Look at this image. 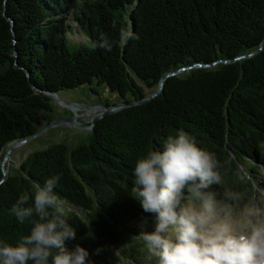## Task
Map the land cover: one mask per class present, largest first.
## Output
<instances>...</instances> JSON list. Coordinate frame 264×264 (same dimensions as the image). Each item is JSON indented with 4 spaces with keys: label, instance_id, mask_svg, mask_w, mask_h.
<instances>
[{
    "label": "trees",
    "instance_id": "16d2710c",
    "mask_svg": "<svg viewBox=\"0 0 264 264\" xmlns=\"http://www.w3.org/2000/svg\"><path fill=\"white\" fill-rule=\"evenodd\" d=\"M68 21L82 42L69 40ZM129 33L135 38L121 43ZM263 39L264 0H0V239L14 244L27 234L29 222L9 210L33 182L56 174L55 191L72 207L66 213L76 238L68 247L88 248L92 264H149L138 234L152 231L154 215L130 196L132 172L138 158L178 129L215 154L218 194L230 189L243 193V202H258ZM181 68L161 93L102 116L86 143L34 151L3 179L6 147L42 127L51 93L96 82L120 103L141 101Z\"/></svg>",
    "mask_w": 264,
    "mask_h": 264
},
{
    "label": "clouds",
    "instance_id": "9594fccd",
    "mask_svg": "<svg viewBox=\"0 0 264 264\" xmlns=\"http://www.w3.org/2000/svg\"><path fill=\"white\" fill-rule=\"evenodd\" d=\"M129 38L135 37L124 34L120 42ZM219 168L215 154L182 129L136 160L130 196L155 221L152 231L138 234L149 264H264V207L243 202L239 191L218 194ZM59 181L54 174L18 196L9 211L31 227L14 244L0 239V264H92L88 248L66 243L76 233L55 191Z\"/></svg>",
    "mask_w": 264,
    "mask_h": 264
},
{
    "label": "rangeland",
    "instance_id": "374dc122",
    "mask_svg": "<svg viewBox=\"0 0 264 264\" xmlns=\"http://www.w3.org/2000/svg\"><path fill=\"white\" fill-rule=\"evenodd\" d=\"M68 25L74 28V33L69 35V40L73 44L82 42L84 38L78 33L75 25L71 21H68ZM70 49H73L72 46ZM147 91L149 92V90ZM56 95L57 98H51V111L41 113L42 127L40 129L51 122L72 117L74 123H57L42 130L22 144L14 146L4 163L6 174L9 169L16 168L15 163H20L30 153L42 150L54 143L64 142L70 146L86 143L92 128L91 119L100 115L105 107L120 103V98L115 93H112L105 85H98L96 82L63 90ZM258 203L264 207V193L263 198L259 199ZM66 209L72 210V207L67 205Z\"/></svg>",
    "mask_w": 264,
    "mask_h": 264
},
{
    "label": "water",
    "instance_id": "95a60500",
    "mask_svg": "<svg viewBox=\"0 0 264 264\" xmlns=\"http://www.w3.org/2000/svg\"><path fill=\"white\" fill-rule=\"evenodd\" d=\"M263 46H264V39L262 40V42L260 44V47L258 48L257 51H259L260 49H262ZM257 51H253V52H251V53H249L247 55L238 56L235 59H241L243 57L251 56L252 54L256 53ZM235 59H233V60H235ZM188 68H190V67H188ZM183 70H184V68H181V69L177 70L176 72H171V73H168V74L163 75L160 78V81L158 83V86H157V89L155 90V92L153 94L149 95L148 97L144 98L141 101H131V102H128V103H120V104H117V105H114V106H107V107H105V110L100 115L94 116L91 119L90 122L92 123V126L102 116L114 112L117 108H121V107H126V106H131V105H135V104L144 103L147 100H149L150 98L154 97L155 95L161 93L162 92V88H163V81L166 79V77L171 76V75H174V74H176V73H178L180 71H183ZM50 96H51V98L53 97L54 99L57 98L56 93H51ZM57 123H74V120H73V117H72V118L65 119V120H57V121L51 122L47 126H45L44 128H42L39 131L35 132L34 134H32V135H30V136H28L26 138H23V139H20V140H16V141H14V142H12V143L9 144L7 150L5 151V153L3 155L2 161H1V169H2V173H3V179L6 177V172L4 171L3 164H4V161L8 158V155H9L10 151L12 150V148L14 146H16V145L22 144L26 140H29L30 138H32L34 135L40 133L42 130L47 129V128H49V127H51V126H53V125H55Z\"/></svg>",
    "mask_w": 264,
    "mask_h": 264
},
{
    "label": "bare ground",
    "instance_id": "6f19581e",
    "mask_svg": "<svg viewBox=\"0 0 264 264\" xmlns=\"http://www.w3.org/2000/svg\"><path fill=\"white\" fill-rule=\"evenodd\" d=\"M4 163H5V161H4ZM3 168H4V164H3ZM4 171H5V169H4Z\"/></svg>",
    "mask_w": 264,
    "mask_h": 264
}]
</instances>
